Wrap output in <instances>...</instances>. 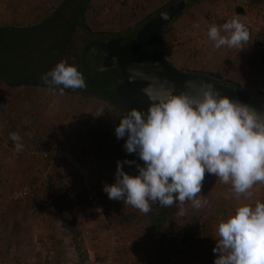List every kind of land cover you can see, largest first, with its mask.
Segmentation results:
<instances>
[{
  "label": "rangeland",
  "instance_id": "obj_1",
  "mask_svg": "<svg viewBox=\"0 0 264 264\" xmlns=\"http://www.w3.org/2000/svg\"><path fill=\"white\" fill-rule=\"evenodd\" d=\"M63 1H0L3 14L1 19L11 21V30H14L7 34L12 40L0 41L9 46L8 51H0V59L3 61L4 54L9 52L8 56L18 61V50H22L23 55L29 52L24 55L23 62L28 66L29 71L26 72L29 74L18 70L15 74H8L3 69L0 73L2 78H9L14 83L45 84L42 77L46 73L41 71H48L54 60L56 64L51 69L63 59L77 66L85 50L94 42L105 40L107 43L118 37L125 39L137 33L144 22L153 20L168 7L186 1L187 11L162 35L160 45L166 59L187 74L208 77L220 74L222 79L219 82L232 84L255 96H264V3L258 0H202L200 4H196V0H91L86 16L90 30L77 28L72 34L67 52L60 58V40L65 34L60 35L54 26L48 24L34 26L38 24L36 22L39 18L51 13ZM79 9L77 7V11ZM66 10L62 9L60 14L66 16V19L72 18L74 13L70 14ZM237 16L248 28L250 39L239 48L216 49L207 35L209 27L221 26ZM61 23L59 21V25ZM194 24H199V27L194 28ZM32 25L34 29H29ZM98 48L95 45L94 49L89 50V62L83 71L90 78H95L97 88L111 89L115 84L113 80L117 79L116 72H96V69L92 70L89 66L90 63L92 68H102ZM36 50L39 56H31L30 52ZM36 70H39L38 75ZM85 84V88L68 89L70 93L64 92L63 95L48 89L25 88L29 95L34 96L35 103L29 104L32 97H21L15 100L14 108H36L34 112L37 117L40 120L41 116L45 118L44 122L38 120V126H44L46 120L49 121L50 144L55 147L60 145L58 147L72 151L93 165L91 171L95 195L105 206L107 215L113 221V231L121 239L113 264H213L216 258L212 251L215 243L208 238H201L205 234L210 236L211 226L206 213L202 212L203 216L195 215L188 202L182 206L183 215L178 214L180 206L177 204L166 207L172 219L165 232L159 234L151 228L150 212L143 213L123 201L111 200L103 191L105 184L114 183L118 161L130 160L138 164L141 161L135 154L129 155L125 151L126 138L120 140L115 135V127L126 116L123 106L99 96L88 87L86 80ZM3 90L4 85L1 83L0 93ZM109 97L115 99L114 96ZM39 131H42L41 128ZM42 170L39 164L31 172L26 160L10 162L6 154L0 161V264H88L85 254L86 233H90L95 241L87 244L91 243L90 247L94 251L103 254L108 246L106 222L92 215L84 197L71 200L62 196L58 188L62 181L59 173H46L43 176ZM124 170L137 174L135 164H125ZM46 178L49 180L48 191L44 189ZM75 185L79 186L77 180ZM226 185L230 184L206 173L202 191L198 195L203 196L209 205H221L215 194ZM25 186H31L37 191L35 198L12 200V192ZM231 196L232 200L222 198L226 205H233L237 200L233 194ZM50 197H53V212H48L40 205V202H48L46 200ZM257 201L264 202V191H256L255 200L251 204L255 206ZM155 204L151 205V209ZM5 205L10 206L4 208ZM204 208L208 209L209 206ZM42 218L44 222H41ZM66 221L73 225L75 231L64 227ZM47 222L49 224L46 226ZM214 227L218 229V224ZM185 234H189L190 238L183 245L181 238ZM35 235H40L38 242H35ZM25 239H33V243H27ZM11 240L16 241L18 249L20 246L25 249L28 244V251L16 252L11 249ZM52 244L56 245L55 249ZM16 253L21 255L17 256Z\"/></svg>",
  "mask_w": 264,
  "mask_h": 264
},
{
  "label": "clouds",
  "instance_id": "obj_2",
  "mask_svg": "<svg viewBox=\"0 0 264 264\" xmlns=\"http://www.w3.org/2000/svg\"><path fill=\"white\" fill-rule=\"evenodd\" d=\"M207 35L216 49L239 48L250 39L238 16L210 26ZM42 80L61 95L65 89L86 87L83 73L67 59ZM193 90L196 94H176L173 82L158 78L143 90L151 101L147 112L132 109L115 127L117 139L126 138L125 151L143 163L117 162L114 183L103 188L109 199L143 213L150 212L153 203L177 204L183 215L186 202L195 209L207 206L198 195L206 173L231 184L237 200L251 199L254 185L264 183V112L221 96L211 83ZM10 139L17 152L23 150L19 134L11 133ZM125 164H135L137 174L126 172ZM218 235L213 264H264V202L238 206L234 215L219 223Z\"/></svg>",
  "mask_w": 264,
  "mask_h": 264
},
{
  "label": "water",
  "instance_id": "obj_3",
  "mask_svg": "<svg viewBox=\"0 0 264 264\" xmlns=\"http://www.w3.org/2000/svg\"><path fill=\"white\" fill-rule=\"evenodd\" d=\"M186 8L187 2L180 1L159 13L124 43L120 40L101 43L98 49L103 59L102 68L97 69L95 66L92 68L90 63L89 66L92 70L96 69V72L97 70H100V72L114 71L117 79L116 81L113 80L115 84L111 89H101L97 88L95 78H90L88 73H84L91 87L101 95L119 98L125 107L126 113L132 109H138L146 113L151 101L143 90L149 87L150 83L156 78L161 82L164 80L173 82L176 94L182 91L196 94L193 88L198 89L202 83H211L221 96H227L233 101H238L264 112L263 97L249 94L208 76L186 74L165 58L160 48V38L165 30L186 11ZM165 16H167V19H165ZM91 48H94V46L91 45L87 51ZM85 59L84 65L86 68L89 56H86ZM189 82H191V87H189Z\"/></svg>",
  "mask_w": 264,
  "mask_h": 264
},
{
  "label": "crops",
  "instance_id": "obj_4",
  "mask_svg": "<svg viewBox=\"0 0 264 264\" xmlns=\"http://www.w3.org/2000/svg\"><path fill=\"white\" fill-rule=\"evenodd\" d=\"M1 1V0H0ZM1 3V2H0ZM3 17L2 14V7L0 8V26H5V25H11V21L8 20H3L1 19ZM1 84V82H0ZM25 88H14V89H9L5 88L0 93V161L3 160L4 154L8 155L10 158V162H18L21 160H26L32 162L34 157H32V152H39L43 151L45 149H51V148H61L58 147L60 145H57V147L52 146L51 143V135H49V121L46 120L44 126H38L40 118L37 117L36 108L34 107H19V110L14 108L15 106V100L17 98L21 97H29L31 98V101H29L30 105H33L35 103V98L32 96V94H28ZM48 96V94L46 95ZM39 105V104H37ZM44 117L41 116L42 122H44ZM40 120V121H41ZM41 128L42 131H39ZM30 131L33 129L35 131L36 135L30 134L28 130ZM21 132V133H20ZM11 133H17L22 137V142L24 144V148L22 151L17 152L15 150V142L10 139V134ZM55 144V143H54ZM57 144V143H56ZM64 149V148H63ZM68 150V149H66ZM70 151V150H69ZM72 152V151H71ZM36 157V156H35ZM38 158V157H37ZM40 159V158H39ZM43 171V170H42ZM49 171V170H48ZM48 171H43V176H46V173H49ZM48 182V178H46ZM264 184V183H263ZM48 187V185H45ZM264 186L262 183H257L254 185L253 189L251 190L253 195L251 199H245L244 196H241L239 200H235L233 205H226L225 204V199L222 198H228L229 200H232V190H231V184L226 185V187L218 192H216L215 196L219 197V201L221 202V205H207L209 206L208 209L206 208H201V209H195L192 208L191 211L198 216H203L204 213H206V219L210 222L209 225L210 227V236L208 234L202 235L201 238L203 239H209V241H212L215 243V240L219 239L218 235V229L217 227L215 228L214 225H219V223L223 220H226L228 217L231 215H234L235 210L238 206L242 204H251L255 200V194L256 191L258 192H263L264 191ZM256 188V189H255ZM263 189V190H262ZM261 194V193H260ZM213 196V195H211ZM10 205H5V207H9ZM254 206V205H253ZM203 212V214H202ZM44 218L41 219V222H44ZM49 223H46V226ZM66 228V225H64ZM25 228V227H24ZM31 227H29V230ZM40 234V233H39ZM22 236V235H20ZM190 237V235L188 234ZM25 237V236H23ZM64 238H67L64 236ZM34 239V238H33ZM33 239L31 240H26L27 243H33ZM54 239V238H53ZM40 240V235H35V242H38ZM12 242V240H11ZM14 244V247L12 246ZM53 245V244H52ZM30 247V246H29ZM15 250L16 252L20 250H25L28 251V244L26 245V248L24 249L23 246H20V249L17 248L16 241L14 240L11 243V249ZM31 248V247H30ZM23 251L21 252L23 254ZM24 251V252H25ZM16 255H21L16 253Z\"/></svg>",
  "mask_w": 264,
  "mask_h": 264
},
{
  "label": "trees",
  "instance_id": "obj_5",
  "mask_svg": "<svg viewBox=\"0 0 264 264\" xmlns=\"http://www.w3.org/2000/svg\"><path fill=\"white\" fill-rule=\"evenodd\" d=\"M73 0H64L57 8H55L51 13L48 12L45 16H43L42 18H39L38 21L36 23H38L37 25H32L30 27L32 28H29V29H34V27H38V26H41V25H44V24H48L50 26H54L55 29L58 30V32L61 34H65L64 38L62 40H60L61 42V45H59V57L60 58H63L62 56H64V54L67 52L66 49L68 47V45L71 43L72 41V34L73 32L78 28L80 30H85V31H89V26H88V22L86 21V16H87V12H88V9L90 7V4H91V0H76L74 1V3H72ZM260 3H264V0H258ZM202 2V0H196V4H200ZM71 4V5H70ZM76 8V10L74 11L73 9ZM77 7L80 8L78 11H77ZM62 9H68L69 10V13L72 14V18H68L66 19V16H62L60 14L61 10ZM67 11V10H66ZM186 11H187V8H186ZM185 11V12H186ZM184 12V13H185ZM68 13V11H67ZM159 13V12H158ZM183 13V14H184ZM182 14V15H183ZM181 15V16H182ZM180 16V17H181ZM70 20V22H69ZM59 21H62L61 25H59ZM69 22L70 24H65V22ZM148 23V22H144V25ZM35 24V23H34ZM143 25V26H144ZM34 26V27H33ZM66 28V29H65ZM12 27L10 25H5V26H0V41H4V42H8L9 40H12L7 34L9 33H13L14 30H11ZM65 29V31H64ZM168 29V28H167ZM166 29V30H167ZM165 30V32H166ZM140 31V30H139ZM53 32V30H52ZM164 32V33H165ZM2 33V34H1ZM54 33V32H53ZM136 32L132 33L129 37H126L125 39H121V40H126L129 39L131 36H133ZM163 33V34H164ZM162 34V35H163ZM54 35H56L54 33ZM53 37V35H52ZM115 39H120V37L118 38H115ZM162 40V36L160 38V41ZM0 43V51L2 53H4L7 49V51L9 50V46L6 45V43ZM101 43H105V40H101V41H97L96 43L94 42V46L95 45H99ZM6 45V46H5ZM160 48H161V45H160ZM162 51V50H161ZM20 52V53H19ZM89 51L85 50V54H83V57L81 58L80 62H79V66L77 65V67L80 69V71H82L83 75H84V78L87 82V85L90 89H92L95 93H97L99 96H102L103 98L109 100V101H113V103H119L123 106L122 102L119 100V98L115 97V99H113L112 97H109L108 95H101L99 94L95 89H93L91 87V85L89 84L87 78L85 77V72L83 71V68H85V62H86V59L85 57L87 56ZM23 51L22 50H18L16 52V54L20 57L18 59V61H13L12 59H14V57L12 56H8L9 52H7L6 54H4V60L2 61L0 59V73L3 71V69L8 73V74H15V71H20V73H25V74H29L28 72L26 71H29V68L28 66L24 65V55H28L29 52H27L26 54H22ZM37 50L34 51V52H30L31 56H39L37 54ZM51 54V53H50ZM85 55V57H84ZM164 55V54H163ZM6 56V57H5ZM12 59H11V58ZM3 58V57H1ZM166 58V57H165ZM56 64V61L54 60L52 62V65L51 67H49L48 71L46 70H43L41 71L42 73H48L51 68ZM174 66V65H173ZM31 71V70H30ZM39 70H36V74L38 75V72ZM181 71V70H180ZM183 72V71H182ZM185 73V72H184ZM187 74V73H186ZM194 76H201V75H194ZM212 79L216 80V81H221L220 79H222V76L220 74L218 75H214V76H210ZM220 77V78H219ZM0 82L4 85L5 88H9V89H14V88H41V89H49V86L46 85V84H41V83H38V82H35L34 84L32 83H28V82H21V81H17L16 83L12 82L11 79L7 78H2L0 76ZM223 83V82H222ZM227 84V83H225ZM228 85H231L237 89H240L238 88L237 86H234L232 84H228ZM27 91V90H26ZM52 91V90H51ZM55 92H59V89L55 90ZM65 93H70V91H68V89H65L64 90ZM264 98V96H261ZM28 132L30 134L33 135H36L35 131H33V129L30 131V129L28 130ZM21 133V132H20ZM20 154V153H19ZM34 157V159L32 160V162L30 161H27V165H28V169H30V171H34L35 167H37V165H42V168H43V171H48L49 170V165L47 164V162L43 161L42 159H39L35 156H32ZM59 173V176L61 178V173H60V169L58 167H54L51 171H49V173ZM49 181V180H48ZM49 187V182L46 183ZM61 185V184H60ZM48 187H44V189H46L47 191L49 190ZM35 194H37V191L35 190ZM53 199V197H50L49 199H47L46 201H49ZM155 204V203H154ZM172 214L169 212L168 209H166V207H161L159 206L157 203L155 204V206H153V208L151 209L150 213H149V222H150V225H151V228L153 231L161 234L163 232H165L166 230V226L168 225L169 221L172 219ZM66 225V228L71 230V231H75L73 225L69 222V221H66L65 223ZM188 238H190L189 236H183L181 238V243L184 245L186 244V242L188 241ZM54 249L56 247V245H54Z\"/></svg>",
  "mask_w": 264,
  "mask_h": 264
},
{
  "label": "built area",
  "instance_id": "obj_6",
  "mask_svg": "<svg viewBox=\"0 0 264 264\" xmlns=\"http://www.w3.org/2000/svg\"><path fill=\"white\" fill-rule=\"evenodd\" d=\"M1 134V131H0ZM20 153V152H19ZM21 154V153H20ZM33 156H36L43 161L47 162L49 165V171L54 167H58L61 173V185H59V191L62 196L66 199H75L77 197H84L88 203V208L92 215L96 219H103L106 222V242L108 246L103 254H98L94 251L90 244L94 243V237L86 233V245L85 254L88 264H113V258L116 249L121 244V239L113 231L112 219L107 215L105 206L98 201L92 184V169L93 165H90L81 158V156L72 153L69 150L63 148H51L45 149L43 151L32 152ZM76 180L79 186H76ZM35 189L31 186H25L16 189L12 192L11 198L14 201H20L27 198H35ZM48 212H53L55 209L53 207V199L48 202H40ZM87 244V242H90Z\"/></svg>",
  "mask_w": 264,
  "mask_h": 264
},
{
  "label": "flooded vegetation",
  "instance_id": "obj_7",
  "mask_svg": "<svg viewBox=\"0 0 264 264\" xmlns=\"http://www.w3.org/2000/svg\"><path fill=\"white\" fill-rule=\"evenodd\" d=\"M115 40H119V39H115ZM120 41L122 42V43H124L126 40H121L120 39ZM106 43V42H105ZM93 46H94V44H92ZM100 45V44H99ZM98 45V46H99ZM94 49V48H93ZM99 59V58H98ZM103 63V59L101 58V63L100 64H102ZM123 108L125 109V107H124V105H123ZM125 112H126V110H125ZM127 114V113H126Z\"/></svg>",
  "mask_w": 264,
  "mask_h": 264
}]
</instances>
